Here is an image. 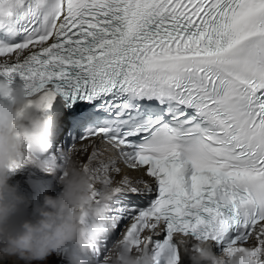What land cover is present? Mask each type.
Listing matches in <instances>:
<instances>
[{"label":"snow or ice","instance_id":"1","mask_svg":"<svg viewBox=\"0 0 264 264\" xmlns=\"http://www.w3.org/2000/svg\"><path fill=\"white\" fill-rule=\"evenodd\" d=\"M14 74L43 112L66 101L76 135L51 160L85 153L93 181L124 171L112 232L155 264H184L176 234L264 247V0H0Z\"/></svg>","mask_w":264,"mask_h":264},{"label":"clouds","instance_id":"2","mask_svg":"<svg viewBox=\"0 0 264 264\" xmlns=\"http://www.w3.org/2000/svg\"><path fill=\"white\" fill-rule=\"evenodd\" d=\"M40 103V97L28 94L23 84L11 87L6 79L0 80V253L25 262L42 261L67 245L75 259L76 252L94 251L99 238L112 231L108 203L117 185L109 174L93 181L71 151L61 153L62 165L40 158L49 145L50 127ZM13 162L45 173H60V192L56 196L45 194L33 207L32 218L21 216L30 201L8 182ZM175 239L189 264H264V247L258 255L253 254L252 246L243 245L216 254L209 240L188 245L186 236L176 234ZM136 241L135 235L125 237L122 233L100 264H155L144 241Z\"/></svg>","mask_w":264,"mask_h":264},{"label":"bare ground","instance_id":"3","mask_svg":"<svg viewBox=\"0 0 264 264\" xmlns=\"http://www.w3.org/2000/svg\"><path fill=\"white\" fill-rule=\"evenodd\" d=\"M54 100L57 103L58 108H60L61 107L60 106V102L58 101L57 97H55ZM59 114H60V112H59ZM61 122L62 121H59L58 127H60L62 125ZM77 147H79V142L77 144ZM73 158L76 159L77 161L81 162V163L87 162L86 161V154L85 153H80L79 155H77L75 152H73ZM57 163H59V161H57ZM121 167L123 168L122 165H121ZM22 168H24V167H22ZM34 171L36 172V174L39 175L38 178L42 181V184L43 185H48V187H46V192L44 190H41V188L39 187V191L41 190L38 193L39 194V197H38L37 205H39L41 203V201H42V197L45 194L52 195V194H54L53 192L57 190V188L54 187L51 184L50 179H48L49 176H52L54 178V176L56 175L57 172H55L54 174L53 173H45V172L40 171L37 168L28 167V168H26L25 170H23L21 172V179H26V178L31 179L32 177L30 175ZM124 174L125 173H124L123 170L119 174L113 173L112 174V177H113L114 183L115 184L118 183V181L123 178ZM51 180H53V179H51ZM122 231H123V229H121V231L118 233V236L117 235H114L112 231L110 233H108L107 242H106L107 245L105 244V246L108 248V246L110 245V243L112 244V242L114 240H116L118 237L121 236ZM254 243H255V240L253 239L252 240V244H254ZM248 246H252V245L249 244ZM101 250L103 251L104 250V247ZM69 257H70V249L66 245V246L62 247L58 253H53V254L49 255L46 259L42 260L41 262L40 261H31L29 264H56L57 263L56 261H58L60 258H63V261H62L63 263L62 264H70V261L68 262V260L70 259ZM102 259H103V255L98 254L97 264H100V262L102 261ZM52 260H53V263H51ZM15 262H16V264H22L23 262L25 263V261L20 260L18 258L15 259Z\"/></svg>","mask_w":264,"mask_h":264},{"label":"rangeland","instance_id":"4","mask_svg":"<svg viewBox=\"0 0 264 264\" xmlns=\"http://www.w3.org/2000/svg\"><path fill=\"white\" fill-rule=\"evenodd\" d=\"M64 121H65V118H64ZM59 175H60V173L57 171V173H56V175L54 176V178L52 177V176H49L48 177V179H50V182H51V184L54 186V187H56L57 188V190L56 191H54L53 193L54 194H52L51 196H56L59 192H60V190H61V186L58 184V177H59ZM43 176V175H42ZM45 177V176H44ZM47 179V180H48ZM51 179H53V180H51ZM46 187H48V185H45ZM48 195H50V194H48ZM111 246V243H110V245L108 246V248ZM108 248H107V250H108ZM17 257H15V256H5V255H3V253H0V264H16V262H15V259H16ZM63 258H60L58 261H56L57 263L56 264H62L63 262ZM31 262V261H30ZM30 262H23L22 264H29ZM41 262V261H40ZM68 262H69V260H68ZM51 263H53V260L51 261Z\"/></svg>","mask_w":264,"mask_h":264}]
</instances>
